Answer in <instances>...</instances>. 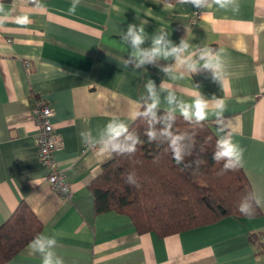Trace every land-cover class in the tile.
I'll use <instances>...</instances> for the list:
<instances>
[{
    "label": "crops",
    "instance_id": "1",
    "mask_svg": "<svg viewBox=\"0 0 264 264\" xmlns=\"http://www.w3.org/2000/svg\"><path fill=\"white\" fill-rule=\"evenodd\" d=\"M72 4L0 0V225L25 202L41 224L38 235L55 236L53 250L64 264H264V0H238L235 12L213 0L202 10L182 0H80L74 14L68 11ZM144 20L142 48L151 47L160 30L174 45L187 40L185 55L193 59L210 48L223 61L222 85L210 70L189 73L171 57L140 68L126 64L132 49L120 33ZM168 66L171 75L161 71ZM149 80L157 109L168 113L180 115L167 103L169 92L189 103L198 92L219 99L203 122L216 139L226 130L243 149L239 167L259 217H226L159 237L140 234L123 214H95L88 185L112 155H97L99 145L89 148L79 133L98 141L110 121L128 128L142 104L153 102ZM36 103L51 109L50 122L63 143L54 162L70 185L67 200L48 185L37 157ZM4 264H42V259L27 244Z\"/></svg>",
    "mask_w": 264,
    "mask_h": 264
},
{
    "label": "trees",
    "instance_id": "2",
    "mask_svg": "<svg viewBox=\"0 0 264 264\" xmlns=\"http://www.w3.org/2000/svg\"><path fill=\"white\" fill-rule=\"evenodd\" d=\"M146 106L142 104L139 113ZM168 114L156 109L154 124L138 115L127 128L140 143L133 154H111V160L88 185L95 214H123L140 234L159 237L212 225L226 217L247 218L238 210L245 199L255 208L254 218L259 217L260 209L242 169L223 170V161L213 159L217 139L205 122H189L174 114L171 131L186 135L184 143L190 152L179 164L175 162L168 140L159 135ZM150 127L158 133L151 141L146 134ZM129 174L135 184L126 182ZM40 230L41 224L31 209L20 202L0 225V264L14 257Z\"/></svg>",
    "mask_w": 264,
    "mask_h": 264
},
{
    "label": "clouds",
    "instance_id": "3",
    "mask_svg": "<svg viewBox=\"0 0 264 264\" xmlns=\"http://www.w3.org/2000/svg\"><path fill=\"white\" fill-rule=\"evenodd\" d=\"M182 2L202 10L209 5L210 0H182ZM213 2L221 9H231L234 12L238 11V0H213ZM79 3L80 0H73V4L68 10L69 13L74 14ZM145 24H147L146 20L142 21L139 27H137L136 24H129L127 26V31L120 33L122 39L127 42L132 49L129 60L125 62L126 64H131L135 68H140L146 64L154 63L157 59H168L171 57L175 60L176 66L184 69L186 72L196 73L198 67L210 70L213 80L218 81L222 85L224 79L223 61L212 49L205 48L199 50L198 59H193L191 55H185L190 49L187 40L181 39L179 45H174L170 39H167L168 33L165 30H160L158 34L152 37L151 47L142 48L141 46L147 39L143 26ZM201 61L203 62L202 65L200 64ZM161 71L171 75L173 66L163 67ZM65 74L68 75L66 72ZM146 87L153 102L148 104L145 110L138 115L149 118L150 123L154 124L157 122L156 109L158 107V95L152 80L148 81ZM166 100L169 105H176L180 115L186 121L201 123L208 118L209 110L212 106L211 102L213 100L218 101L219 99L213 97L210 101L198 92V94L193 97L191 103H189L184 100L178 101L176 94L174 92H169ZM215 107L218 111L223 110V105L219 102L216 103ZM174 121L175 116L170 111V113L163 118L162 122L165 127L159 135L168 140L173 159L179 164L184 159V156L189 155L190 152L187 150V146L184 143L187 138L186 135H175L172 133L171 128ZM146 134L150 141L157 139L158 136L157 131L151 127ZM79 135L81 136L82 143L88 144L89 148L94 144H98L99 148L96 154L106 158H110L113 153L117 155L133 154L136 151L137 144L140 143L138 137L129 133L126 125L119 121H110L106 125L103 136L98 141H93L90 133L86 134L80 132ZM213 159L217 163L223 161V170H236L238 166H242L243 149L239 144L233 142L226 130H221L220 132L216 143V149L213 153ZM126 182L135 184L131 174L128 175ZM238 210L249 219H253L255 216L253 204L246 199L240 203ZM56 244L57 240L55 236L40 234L29 242L28 249L31 254L40 255L42 264H64L63 259L56 256L53 250Z\"/></svg>",
    "mask_w": 264,
    "mask_h": 264
},
{
    "label": "built area",
    "instance_id": "4",
    "mask_svg": "<svg viewBox=\"0 0 264 264\" xmlns=\"http://www.w3.org/2000/svg\"><path fill=\"white\" fill-rule=\"evenodd\" d=\"M199 17L196 13L195 19ZM32 115L37 129V157L47 171L46 181L53 191L67 200L72 195L70 185L54 162V153L62 149L63 143L50 122L52 111L48 106L36 103L32 109Z\"/></svg>",
    "mask_w": 264,
    "mask_h": 264
}]
</instances>
